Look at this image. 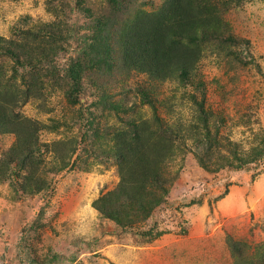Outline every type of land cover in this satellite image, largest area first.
Segmentation results:
<instances>
[{"label":"rangeland","instance_id":"obj_1","mask_svg":"<svg viewBox=\"0 0 264 264\" xmlns=\"http://www.w3.org/2000/svg\"><path fill=\"white\" fill-rule=\"evenodd\" d=\"M163 1L125 0L120 15L103 8L105 0H0V37L19 41L20 30L56 21L49 9L60 5L58 17L75 29L81 47L101 30L96 18L121 20L137 8L153 12ZM225 19L248 44L233 48L235 56L206 45L194 80L203 83L196 100L220 120L218 140L236 147L223 143L207 153L191 138L180 139L182 149L167 166L172 181L164 203L126 230L92 207L120 182L116 161L105 152L111 136L129 122L153 123L155 109L142 102L144 95L158 102L165 123L196 122L201 113L190 99L194 89L119 67L109 71L93 53L79 60L85 68L75 105L60 80L42 77L43 98L17 111L42 126L36 177L45 188L24 193L18 184L25 171L14 165L0 173V264H42L54 255L64 258L55 264H233L228 239L249 246L247 252L264 241V157L251 162L264 144V0H249ZM78 51L76 44L65 45L56 64L66 67ZM12 62L0 54L3 81L22 87ZM14 141L0 134L1 172Z\"/></svg>","mask_w":264,"mask_h":264},{"label":"trees","instance_id":"obj_2","mask_svg":"<svg viewBox=\"0 0 264 264\" xmlns=\"http://www.w3.org/2000/svg\"><path fill=\"white\" fill-rule=\"evenodd\" d=\"M247 1L164 0L153 12L137 8L135 13L123 16L121 20L116 15L96 18L101 30L95 31L89 44L86 40L84 43L87 44L81 47L77 43L75 29L58 17L60 5L51 6L49 10L56 21L20 30L23 37L19 41L0 37V54L14 61L13 74L17 73L15 77H20L22 83L20 87L16 80L3 81V72L0 71V134L15 137L13 145L4 153L2 164L5 171L0 169V173L14 165L17 171H25L22 182L18 184L24 193L45 188L42 178L36 177L41 163L38 132L42 126L17 110L30 101L43 98L45 85L42 77L55 79L54 83L60 80L63 86H67L65 93L69 103H78L82 88L80 78L82 68H85L79 60L81 56L90 57L87 53H93L102 59V64L109 71L119 67L145 74L153 81L174 80L179 87L194 89L190 99L201 113V116H196V122L183 127L165 123L156 113L155 104L158 102H150L144 95L142 102H149L155 109L153 123L147 120L129 122L127 127L115 130L109 151H105L116 161L120 182L115 189L94 200L92 207L121 229L126 230L137 222L145 221L156 207L164 203L165 186L172 181L165 176L167 166L182 149L178 144L180 139L184 142L191 138L196 147L207 153L224 143L217 137L220 120L212 119V114L204 111L203 102L196 100V93H203V83L194 80L195 70L206 45L214 44L235 56L233 48L248 44L247 40L233 35L225 19L229 10ZM124 4L125 0L101 3L103 8L120 15ZM69 43L76 44L79 51L69 57L66 67L60 68L56 59ZM211 125L214 128L212 134ZM225 145L236 147L232 143ZM262 157L264 144L255 149L251 162ZM228 246L233 264H264V241L251 252H247L249 246L232 239H228ZM63 259L54 255L42 264H55Z\"/></svg>","mask_w":264,"mask_h":264}]
</instances>
